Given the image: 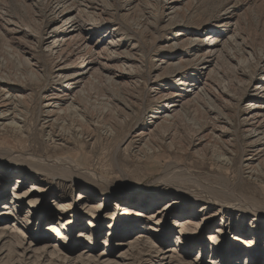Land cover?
<instances>
[{
	"label": "bare ground",
	"instance_id": "6f19581e",
	"mask_svg": "<svg viewBox=\"0 0 264 264\" xmlns=\"http://www.w3.org/2000/svg\"><path fill=\"white\" fill-rule=\"evenodd\" d=\"M73 1L40 0L37 6L36 18L43 29L34 35L36 38L34 40L37 46L39 45L37 48L44 47L41 51L49 58L50 70L46 72L45 80L46 83H52L49 89L41 91L39 108L46 115L42 127L48 128L46 135L54 141L53 150L60 149L70 137L64 135L62 130L67 117L71 116L78 121L76 128L73 129L75 132L87 130L86 125L91 124L89 120L92 117H87V114L93 115L97 111V105L88 102L86 85L101 83L127 87L134 80L128 65L132 58L122 56L125 52L127 56L131 55L134 45L127 44L123 34L118 33V29L119 26H125L137 35L139 33L136 29L127 25L118 14V24L107 31L104 26L106 21L103 20L105 13H109L107 8L94 7L93 11L89 12L87 0L85 3L82 2L83 4H77L78 6ZM110 1L114 2L115 9L112 10L116 12L125 10L124 7L131 4V0ZM191 1L193 0H157L165 19L161 27L163 29H170L176 25L179 27L175 36L167 40L162 49L166 50V54L168 52L173 55L178 52L184 57L177 63L169 61L173 57L170 55L160 60V64L174 67L171 71V80L166 79L165 84L168 85L166 87H163L160 81L162 72L153 76L147 67L145 81L152 93L150 98L158 102L156 112L149 118L148 124H143L144 118L139 116L119 143L118 149L125 144L123 149L130 161H139L142 157L156 154L164 146L173 149L171 131L184 135L192 131L193 127L183 107L191 99L196 98L202 103L207 114H214L213 121L218 124L211 126L215 144L209 143V139L205 141L206 137L201 135L196 143L193 142V147L200 146L199 148L204 151L209 146L212 148L215 146L218 152L214 159L225 172L207 174L203 178V175L172 159L164 164L156 180L145 187H140L132 185L128 179V172L120 167L118 149L112 154L110 165L122 179V183L90 168L82 167L71 157L41 156L29 150L0 148V219L13 218L9 224L0 225V264H264V257L259 262L255 260L261 251H264V244L259 243L264 232V200L256 194L247 195L235 189V180L232 182L227 175L228 171H233L235 153L228 148L229 140H225L226 128L221 124L227 123L225 122L227 120L224 118L219 122L223 119L220 113L221 106L232 98L229 88L233 84L248 85L244 89L247 91L248 100L243 105L241 119L237 117L238 124L243 127L245 147L247 146L249 150L244 155V152L242 153L239 169L236 168L238 171L235 172L240 177L242 172H246L248 178L255 183H263L264 43H260L256 48L255 37L251 35H248V38L238 37L236 31L238 19L232 5L222 10L219 15V18L221 17L218 21L219 26L200 24L196 30H190L187 25L183 27L179 24L181 20L178 19H181L180 16L183 17L186 5ZM150 5L152 7V4ZM38 28L36 31L40 30ZM0 30L11 33V36L19 40L16 49L9 48L10 51L15 50V53L11 52L12 55H8L7 62L14 59L24 72L4 74L0 70V126L20 134L24 133V130L21 119L23 111H20L19 104L26 97L21 86L26 80H39L43 76L34 71L33 66L36 62H33L32 56L35 54L27 43L20 41L23 39L22 35L21 37L18 35L21 32L24 37H28L31 32H22L14 21L8 22L4 18V13L0 18ZM204 31L205 33L201 35ZM142 56L148 59V54L142 53ZM225 58L228 61L226 64L234 70L232 79L220 70L219 63ZM150 60L152 67L159 66L152 58ZM117 61L125 66L127 72L115 74L113 70L121 65H117ZM136 62L141 67L144 60L137 58L132 62L133 67ZM198 62H202L200 63L202 66L187 75L186 65ZM153 81L159 83L155 85ZM102 108L104 109L100 113L103 115L114 114L116 110L118 112V106ZM86 110L88 112L85 113ZM160 125H164L166 129L164 128V133L158 138L155 130ZM106 126H108L106 132L111 135L114 130L112 123ZM69 132L71 133L70 130ZM72 134L76 135L73 131ZM190 135L195 136L192 133ZM245 147L243 146L242 150ZM247 147L245 149H248ZM20 168L33 172L37 175L36 178L55 180V183L62 186L58 192L52 193L51 201L45 202L50 189L44 187L42 182H32L31 179L35 180L33 177L28 179L31 181L29 187L21 191L22 185L30 175L17 172L16 170ZM10 169L15 170L12 173L16 175V181L10 198H7L3 184L14 177L11 176ZM67 185L72 191L78 190L76 197L73 198L71 194L65 196ZM164 188L168 189L167 194L161 192ZM95 195L101 200L92 204L89 200L94 199ZM105 202L112 207L110 213L105 208L107 206H104ZM25 203L23 211L21 206ZM53 207H58L56 217H50ZM21 211L24 212L23 215L19 213ZM78 217L85 218L86 222L78 221ZM33 218L36 219L37 226L31 231L29 227ZM41 220L47 224L38 233ZM105 221H109L106 226L108 233L102 240L106 247L105 251L110 247H122L115 257H112L113 252L109 254L103 252L97 256L91 253L97 240L94 228ZM215 223L218 225L211 231ZM74 224L76 229L74 231L78 230L76 239L72 232ZM234 225L235 232L232 236L229 235L228 239L225 238V233H230ZM247 226L248 230L245 229ZM135 230H139L136 235L126 237L128 232ZM205 232L210 233L207 236L210 238L208 242ZM170 237L173 239L167 244ZM85 242L88 249L75 254L76 248L73 246L78 247ZM71 243L75 244L70 246ZM230 243L234 244V248L227 250L228 255L224 253L225 251H220V247L224 246L225 249ZM243 243H246V246L242 245ZM164 245L166 246L163 247ZM193 249L198 253L194 258L183 256L190 255ZM206 250H210L208 259L199 260V256ZM177 252L179 254H176ZM145 256L147 259H144ZM227 256L229 258L225 263Z\"/></svg>",
	"mask_w": 264,
	"mask_h": 264
},
{
	"label": "rangeland",
	"instance_id": "374dc122",
	"mask_svg": "<svg viewBox=\"0 0 264 264\" xmlns=\"http://www.w3.org/2000/svg\"><path fill=\"white\" fill-rule=\"evenodd\" d=\"M39 1L40 0H0V18L3 17V13H4V18L8 20V22L14 21L15 24L20 27V30L22 32H25V33L31 32L28 37H24L23 34H21V32L18 35H20V37L22 35L21 38L23 39L20 41L27 43V45L31 47V50L35 54L32 56L33 62H36V65L33 66L34 71L38 75L43 76V78L39 80L29 79L23 82L21 89L24 90L26 97L19 104V109L21 108L20 111H23L21 112V117H22L21 119H23L22 122H23L24 133L19 134V133L11 131L8 128H4L0 126V148H8L11 150H29V152H32L36 155H41V156L71 157L75 159L80 165H82V167L90 168L91 170H94L104 175L107 178H111L117 181L118 183H122L123 182L122 179L118 177V174L116 173L115 169H112V166L110 165L112 156H113L112 154H114V152L118 149L119 143L122 141L123 137L129 132L131 127L134 125V122H136L140 117L143 116L142 117L144 118L143 124L144 123L148 124L150 120L149 118L156 112L155 107L158 104V102L150 98V95L152 93H150L149 84H146V81H145L146 80V70L148 67V69L151 71L153 76L156 73L162 72L161 73L162 75L160 78L161 83H163L162 86L163 87L168 86L165 84V82L167 80L168 81L171 80V76H172L171 71L174 70V67L168 66L167 64L166 65L160 64V60L170 55L173 57L169 61H171V63H177L178 61H181L184 56L179 54L178 52L174 53L173 55L168 54V52L166 54V50L162 49V46L165 45L167 40H170L172 36H175V33H177V29H179V27L178 25H176L170 29L165 28L166 30L163 29V27H161L162 23L164 22L163 20L165 19L164 17H162L164 15L160 8V4L157 3V0H136L135 2L131 0V4H129V6L124 7L125 10L124 9L120 11L118 10V12L113 11L115 9L114 2L112 3V1L110 0H87L88 3L87 2L86 3L88 4L89 12L93 11L94 7H97V8L104 7V8H107V10L109 11V13L107 14L105 13V15L103 16V20L106 21L104 26L108 29L107 31H110L112 27H115L118 24L117 17L119 14L124 19L127 25L131 26L133 29H136V31L139 33L135 35L131 31H129L125 26H119V29H118V33L121 32V34H123V38L125 42L129 45H134V48L131 51V55L128 54L127 56L126 52L122 54V56L132 58L131 60H129L128 65H129V68H131L130 73H132L134 80L133 82H131L130 80L131 85L130 86L128 85L127 87H119V85L115 86V85H110V84L104 85L101 83L100 84L98 83L95 85L94 84L88 85V86L86 85L87 88L85 89V91H86V97L88 99V102L91 105H97L96 107L97 111L94 112L93 115L87 114V117L89 116L92 117V119L89 120L91 124L86 125L87 130L82 129L83 130L82 132H75V130L73 129L76 128L78 121L76 120V118H72L71 116L67 117L66 124L64 125V127L62 126V130L64 133L63 132L61 133H63L64 135L66 134V136L68 137L70 136V137L69 139H66V142H64V145L60 149L53 150L54 141L50 140L49 137H47L46 135L48 134V128H46V126L42 127L43 121H44L43 118H45L46 115L39 108V105L41 107V100H40V94L42 95L41 91L43 92L45 89H49L48 88L49 86H52L51 82L46 83L47 80H45L46 72L50 70L49 58L46 55H44L43 52L41 51V49L44 50V47L40 46L39 48H37L39 45L37 46V43L34 40L36 39L34 35L43 29L42 24L38 23V20L36 18L37 17V6H39L38 4ZM85 1L86 0H74L73 2L76 6H78L82 2L85 3ZM111 3H112V6L109 7ZM149 3L152 4V7ZM134 5H137V6H134ZM229 5L233 6V8L235 9L234 13L237 14L236 16L238 19L237 20L238 24L236 26V31H237L238 37L246 36L248 38V35L255 37L256 42L254 46L256 48L259 47L260 43H264V0H193L189 4L186 5V9L184 11L185 14L183 15V17L180 16L181 19H178V20H181L179 21L180 22L179 24L182 26L187 25L190 30H196V27H198V25L200 24H206L209 26H214V25L219 26L220 23H218V21L221 18V17L219 18V15L222 13V10L226 6H229ZM130 6H131V9H130L131 11L129 10ZM126 7H129V8L127 9ZM236 16H234V18ZM182 18H184V20H182ZM104 21H101V22H104ZM21 27H23L24 29ZM37 27H39L38 29L40 30L36 31ZM121 27L126 30H122ZM200 27L201 26H199V28ZM32 29L33 30L35 29V31H33ZM204 33L205 31L201 32V35H203ZM129 34H132V35L130 36ZM20 37L19 39H21ZM16 39H17L16 37L14 38V36H11V33L8 34L7 31L5 32L4 30H0V70L4 74L24 73L18 67L14 59H11L10 61L7 62V60L9 59L8 55L11 56L12 55L11 52L15 53V50L10 51L9 48L10 47L13 49L17 48V44H18L17 42L19 40H16ZM142 53L148 54V59L143 58ZM138 56L142 58L144 62L141 67L138 62H136L135 67H133L132 62H135L137 58H139ZM179 57H181V59H179ZM151 58L159 66L152 67L151 60H150ZM227 62L228 61L226 58L224 60H221L219 63L221 67L220 66L219 67L221 68L220 70L223 73H225L228 78L232 79V76H234V70H232L229 67V64H226ZM182 63L185 64L186 62H182ZM200 63L202 62H198V64L194 63V64L186 65L185 72L187 73V75L191 74L194 70H198L202 66ZM119 64H121L120 61H117V65ZM124 67L125 66L121 64L117 66L116 70L114 69L113 71H115V74H118V75L121 72H127L126 68ZM35 69H37L38 71ZM174 82L176 83L177 81H174ZM158 83L159 82L157 81H153V84L155 85ZM247 86L248 85L246 84L244 86L233 84L229 88L230 90L229 92L232 95V98L230 101L228 100L229 102H225L223 103V106H221L222 109L221 108L220 109L222 111L220 110V113L222 114L223 119H221V121L219 122H222L224 118L227 120L225 121L227 123H221V124L224 125L226 128L227 134H225V140L226 141L229 140L227 141L228 148H230L232 152L235 153L233 154L234 159H235V165H234L233 171H228V174H227L229 175L232 182H234L235 180L236 182L235 189L247 195L256 194L257 197H259L261 200H264V182L255 183L253 180L248 178L246 172H242L243 173L241 174L242 177L238 176L237 172H235V171H238L237 169H239L238 168L240 164L239 162L242 156L247 153L246 152L247 150H249L247 146L246 147L248 149H245L246 139L243 135L244 134L243 127L242 125L238 124V121H239L238 117H240L241 119L242 117L241 114L243 112L242 111L243 105L248 100L247 91L246 90L244 91V89ZM248 89L249 88H247V90ZM11 106L13 107V104ZM105 106H108V107L118 106V112H116L117 111L116 110L114 114L108 113V114L103 115L100 112H102V110L104 109L102 107H105ZM183 108L187 112V118L191 122L190 125L193 128H192V131L187 132V135L181 134L179 132L174 133L173 131H171L170 136L174 144L173 149H167V147L164 146L160 151H157L156 154H150L145 157H142L139 161H136V160L130 161L126 158L127 152L123 149L125 148V144L122 145L121 148L118 149V159L120 161L119 162L120 167H122L123 170L128 172L129 174L128 179L132 185H139L140 187H145L149 185L150 183H152L154 180H156L160 176L164 164L172 159L177 160L180 163L186 165L194 172L203 175V178H205L206 177L205 175L207 174L216 175V174H221L225 172L224 168L219 164V162L215 161L214 159V155L218 152L216 151L215 146L212 145L213 148L209 146L205 148L206 150L204 151H202L199 148L200 146H197L198 148L193 147V144H194L193 142L196 143L201 135L206 137L205 141L206 140L208 141L209 139V143L215 144L216 140H213L214 134H212L213 133L212 125L218 124V123L213 121L214 114H210V113L207 114L205 112L206 110H204L205 108L203 107L202 103H200V101L196 98L195 99L193 98L187 104H184ZM216 109H219V108L216 107ZM88 111L90 112V109H88ZM88 111L86 110L85 113ZM108 122L112 123L113 125L112 128H114L111 135H109V132H106L107 127H108L106 125H109ZM164 128L166 129L164 125H160L155 130V132L157 131L156 133H158L157 134L158 138L162 136V133H164V130H165ZM66 130L68 131V133ZM69 130L71 131V133L69 132ZM72 131L76 133L75 136L72 134ZM191 133L193 134V136L194 135L195 136L192 137L190 135ZM188 135L189 137H187ZM243 146L245 147L244 150H242ZM10 170H11V176H14V177H11V180L9 182L7 183L5 182L3 184L7 198H10L11 190L16 181V177H15L16 175L12 173L15 170L14 169H10ZM16 171L24 172V175L25 174H28V176L30 175L27 178V180L24 182V184L22 185L21 191L26 190L29 187L31 181L32 182H37V181L42 182V185L44 187H49L50 193L47 196L45 202L51 201L52 199L51 197L53 195L52 193L58 192L59 187L62 186V185H58V183H55V180L50 181L48 179H42V177L36 178L37 175H34L33 172L24 170L23 168H20ZM31 177H33L35 180L33 179H31V181L28 180ZM236 177L238 178L236 179ZM263 180H264V176H263ZM65 188H66L65 190L66 197L71 194L73 195V198H74L79 193L78 190L72 191L68 187V185ZM161 192L163 194H167L169 191L167 188H164ZM100 200L101 198L98 195H95V198L94 199L92 198L89 201L90 203L94 204V203H98V201ZM104 206H107L105 207L107 212L110 213L112 211V207H110L109 203L105 202ZM147 206H149V204ZM21 207H23L22 210L24 211L25 210L24 207H26V203L25 205ZM57 208L58 207H53V211L50 212L51 213L50 217L57 216L58 214ZM19 213L21 215L24 214V212L22 211ZM12 220L13 218H10V217H8L7 219H0V225L9 224ZM77 220L78 221L80 220L81 222H86V219L83 217L82 218L78 217ZM108 223L109 221H105L103 224H99L94 228L96 232L95 237L97 238V240H95L96 243H94V248L93 250H91V253L95 256L102 254L103 252L104 253L107 252L108 254L113 252L112 257H115L116 254H118L120 249L122 248L121 246L113 247V248L110 247L107 251H105L106 247L102 240L105 238V235L108 233L107 231L108 229L106 227ZM46 224L47 222H42V220L40 221L38 233H40V230L44 229V226ZM217 225L218 224L216 223L215 225H212L211 231L212 230L214 231ZM36 226H37L36 219L33 218L29 229L31 231H34L36 229ZM235 227L236 225L232 227V230L230 233H227V234L225 233L224 235L225 238L228 239L229 235L232 236V234L236 230ZM245 229L248 230V226L245 227ZM74 230H76L75 224H74L72 232H73V235L75 234L74 238L76 239V233H78V230L77 231H74ZM138 232L139 230L128 232L126 237H132L136 235ZM209 234L210 233L205 232V235H206L205 238L207 242L208 240H210V238L207 237L209 236ZM172 239L173 237L168 238L169 243L167 244H170V241H172ZM259 243H261V245L264 244V232L259 239ZM72 244H75V243H71L70 246H72ZM242 245L246 246V243H243ZM86 246H87L86 242L83 243V245L78 246V247L73 246L74 249L76 248L75 254L81 253V252H84V250H87L88 247ZM165 246L166 245H164L163 247ZM220 248H221L220 251L222 252L225 251L224 253L228 255L227 250L233 249L234 244L230 243L229 246L225 247V249H224V246ZM179 253H181V251H179ZM179 253L177 252L176 254H179ZM197 254H198L197 250L193 249L190 255H187V256L183 255V256L192 259ZM153 255L151 256L153 257ZM209 256H210V250H206L202 255L199 256V260L206 261ZM146 257L147 256H145L144 259H147ZM262 257H264V251H261V254L258 255L255 258V260L259 262L262 259ZM228 258H229L228 256L225 257V263H227Z\"/></svg>",
	"mask_w": 264,
	"mask_h": 264
}]
</instances>
